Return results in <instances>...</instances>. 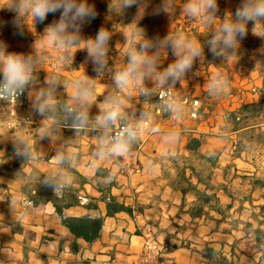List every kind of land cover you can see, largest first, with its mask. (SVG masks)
I'll use <instances>...</instances> for the list:
<instances>
[{
    "label": "crops",
    "instance_id": "1",
    "mask_svg": "<svg viewBox=\"0 0 264 264\" xmlns=\"http://www.w3.org/2000/svg\"><path fill=\"white\" fill-rule=\"evenodd\" d=\"M8 2L9 0L3 1L4 4ZM89 2L94 3L98 11L103 0H89ZM225 3L227 9L232 10L235 6L231 0H225ZM157 5H147L145 16H150ZM184 5V2L174 0V7L171 9L172 15H166V17L168 19L175 18L176 22H182L178 31L187 35L188 24L186 22L189 21V18L183 12ZM13 15L14 13L5 8L4 15L0 17V23L3 24V27H0V40L7 42L10 52L27 53L31 51L35 35L27 30L23 36L14 34L16 30L11 24ZM52 19L54 17L49 15L47 22ZM102 25L107 28L106 23H101ZM101 26L97 28L99 29ZM131 28L127 27L122 33L131 32ZM33 31H37L38 43H41L43 49L41 71L36 73L39 77L38 85L44 86L43 80L46 73L51 74L58 71L69 84L67 92L71 93L73 90L71 82L74 79L86 72L95 75L90 62L83 64L86 56L85 51H78L73 63L61 61L59 57L62 53L58 49L40 41L39 32H42L43 29L39 28V23L36 30L33 28ZM82 31L85 37L94 36L97 32L91 23L86 24ZM110 32L113 34L114 52H110L109 63L121 66L125 60L124 53L128 45L123 42L122 34L117 36L113 31ZM137 39L139 40V37ZM173 59L170 50L167 58L166 54L161 55L164 66ZM231 64L234 66V59ZM216 72L224 74L227 78L228 71L209 65L206 59L203 63L198 60L192 72L183 81L182 86L177 83L173 92L185 104L184 115L179 121L171 118L160 107L157 92L164 88L157 87L150 102L153 120L148 123L141 143L134 147L126 159H108L98 169L91 167L89 161L97 138L92 133L81 134L79 140L73 145L74 150L79 153V159L76 169L72 172L70 186L80 189V193L84 197L99 199L101 197L99 189L106 188L113 183L111 194L120 203L132 207L134 215L131 217L127 213H119L115 217L106 218L101 239L92 244L78 240L76 248L74 237L62 225L54 205L48 203L35 207L22 193L21 182L15 177L14 169L16 162L17 168H20V161L13 156L10 140L20 131L30 134L41 156L38 169L45 173L54 164L52 157L59 143L63 141L64 137L71 136L72 132L65 129L63 136H58L57 142L53 144H50L47 139L40 142L38 135L40 117L30 115L26 94L15 102L0 104V163L10 164L8 169L0 170V264H136L144 254L146 239L155 233L171 245V251L165 255L167 264H213L205 256L206 252H202L201 244L222 251L228 260L242 261L241 256L245 254L238 250L240 246L233 248V243L235 238L241 239L244 235L233 229L231 222L233 219H241L256 224L251 219L250 206L247 203L241 204L239 201H235L230 211L233 218L225 220H223L224 213L213 212L209 206H206L205 210L210 213V217H195L191 211L192 202L197 200L195 192L188 191L186 195L183 194L181 187L185 186L186 182L181 178V170L170 161L171 158L184 153L185 139L180 141V138L182 134L189 132L206 133L212 136L203 148L204 152H214L217 151L216 149L221 151L224 148L225 151H229L227 144L233 137L243 138V142L239 144L242 146L239 155L246 151L245 145L251 146L257 153L262 150L260 146L254 144L251 133H225V112L229 108L223 104L224 100L221 95L210 96L207 92L206 81L211 74ZM230 75L233 74L230 73ZM246 79H251L246 81H253L258 88L262 85L261 79L256 73H248ZM232 85L235 86L234 81H232ZM148 86L152 87V85ZM111 89V80L107 74L97 78V103ZM33 91L35 92V88ZM127 91L131 95L125 94L127 105L125 111L138 110L144 103L139 88L133 86ZM66 98L65 91L61 89L58 99ZM243 98L246 97L243 96ZM249 98L251 97L247 96L246 103H250ZM194 99H198L200 106L207 107V102H215L216 105L211 112H208L206 108L207 116H193L199 107L195 108L192 105ZM221 104L225 110L220 109L218 113V107ZM4 106L8 107V111L4 110ZM96 112L97 108L93 106L92 114L95 115ZM5 114H7L6 117ZM218 120L221 121L217 122ZM153 127L158 131L152 132L150 129ZM170 130L179 132V138L173 143L166 144L164 137ZM226 138L230 141L225 140ZM231 153L236 154L235 147L232 148ZM220 161L217 168L214 169L213 184L219 190L220 201L225 207L232 202L223 195L222 188L232 178H229L228 174L230 168L223 167V162ZM136 164L139 166V171L133 172L132 167ZM33 170L32 165H27L25 173L29 175ZM111 170L115 171V176L108 181L107 177ZM219 171L221 172L218 173ZM243 175H255V172ZM188 176L189 171H187ZM193 183L197 184L195 179H193ZM199 189H203V187L199 186ZM257 192L262 194L261 197L255 196ZM254 194L253 196L256 197V200H253L254 204L263 205L264 189H257ZM12 198L17 201L15 213H11L9 209V200ZM99 208V213L91 214L105 216L107 211L105 203L99 202ZM238 209L240 211L236 212ZM67 213L71 216H83L88 211L82 206H76L69 209Z\"/></svg>",
    "mask_w": 264,
    "mask_h": 264
},
{
    "label": "clouds",
    "instance_id": "2",
    "mask_svg": "<svg viewBox=\"0 0 264 264\" xmlns=\"http://www.w3.org/2000/svg\"><path fill=\"white\" fill-rule=\"evenodd\" d=\"M133 7L136 13L128 23L134 26L133 31L121 33L123 42L128 45L121 66L109 63L113 34L105 25L94 36L83 35L84 26L98 16L95 4L89 0H9L6 7L0 8L14 13L11 20L16 30L14 34L23 36L27 30L35 35L31 51L27 53L10 52L7 42L0 40V100L26 94L30 115L40 117V142L47 139L53 144L58 136H63L65 129L72 132L71 136L64 137L59 143L52 157L53 166L42 176L38 169L41 156L31 135L24 131L17 132L10 139L13 156L20 161L15 176L25 173L26 166L32 165L34 171L28 179L39 181L40 187L51 190L54 196L60 195L71 184L72 172L79 159L73 145L82 133H92L97 138L89 161L91 167L98 169L108 159H126L141 143L148 123L153 120L150 102L157 87L166 90L159 94L160 107L179 121L184 115L185 104L172 89L176 88L177 83L182 86L198 60L204 62L205 49L214 60L220 59L222 64L237 55L242 40L250 30L253 36L264 39V0H241L234 12L226 9L222 18L218 16L219 0H186L183 12L187 17L190 20L203 18L212 28L203 44L179 31H169L163 37H149L140 24L145 16L147 0H108L105 19L113 15L121 16ZM173 7L174 0H161L152 14L171 16ZM49 15L54 19L45 23ZM38 23L44 25L43 31L39 32L40 41L58 49L62 53L59 57L61 61L73 63L76 53L85 51L83 64H92L95 75L86 72L74 79L71 93L67 92L69 84L58 71L46 73L44 86L37 84L39 77L36 73L41 71L43 61V49L38 43L37 31H33ZM169 50L174 59L164 66L161 55L166 54L167 58ZM105 74L111 80L112 89L97 103V78ZM206 84L208 94L217 96L226 93L228 81L224 74L216 72L211 74ZM133 86L139 88L144 103L138 110L126 112L125 94L130 96L127 90ZM61 89L67 96L64 100L58 99ZM93 106L97 108L95 115L92 114ZM150 130L158 131L155 127ZM178 138L179 132L170 130L164 140L169 144ZM114 176L115 171H109L107 180ZM16 204L15 198L9 200L11 213H15Z\"/></svg>",
    "mask_w": 264,
    "mask_h": 264
},
{
    "label": "trees",
    "instance_id": "3",
    "mask_svg": "<svg viewBox=\"0 0 264 264\" xmlns=\"http://www.w3.org/2000/svg\"><path fill=\"white\" fill-rule=\"evenodd\" d=\"M186 3V0H180ZM234 3V12L237 5L241 0H231ZM161 0H147V5L160 4ZM108 0H103L99 6L98 16L91 22V25L98 31L101 23H106L109 31H113L117 36L122 33L127 27L131 28L130 23L136 13V8H130L125 11L121 16H111L108 20L105 19L106 8ZM219 10L218 16L221 18L226 10L224 4ZM5 7L3 0H0V8ZM5 9H0V17L4 15ZM45 23H48L45 21ZM140 24L145 28L149 37L160 36L163 37L169 31L175 33L179 29V24L175 19H168L164 14L145 16ZM44 25L39 24V28L43 29ZM134 27V26H133ZM133 27L131 28L133 31ZM251 29V25H249ZM260 29H258L259 31ZM212 28L203 19L193 20V25L188 30L187 35L191 38L198 40L200 43H205L209 37ZM138 38V37H137ZM111 51L114 52V43L111 40ZM206 61L209 65H212L220 70H226L230 73L231 70H242L248 73H256L261 79V87L257 88V99L250 103H244L238 108L233 110H227L225 112L226 120V132L227 134L235 133H251V138L254 144L264 148V39L253 36L251 30L248 36L242 40L241 47L238 50L237 55L233 56L231 60L222 64L220 59H213L211 53L205 49ZM235 60L234 66L231 61ZM213 63V64H210ZM19 100V99H18ZM17 101V100H16ZM198 100L195 99V102ZM215 102H207L206 106H199L195 112L196 115L202 117L207 116L206 108L208 112H211L215 107ZM212 136L206 133L195 134L189 132L182 134L180 141H184V153L178 154L176 157L171 158V162L174 163L181 171V178L186 182L185 186L181 187L184 195L188 191H194L197 200L192 202V214L201 218L203 216L210 217V213L206 212L205 207H211V210L216 213L223 214V210L226 212L231 211L233 203L239 201L241 204L248 203L250 210L252 211L251 219L257 224L255 227L252 222L245 224V227L252 230L253 234L257 237L260 249H264V204L255 205L252 199L253 194L257 189H264V177H257L256 175H235L232 180L227 182L223 188L222 193L229 198L232 203L223 207L220 201L218 191L211 181V175L219 163V153H206L203 148L207 145L208 140ZM227 141L230 139L226 138ZM242 151V146H235V153L239 156ZM8 165L0 163V170L8 169ZM15 172L18 170L17 162L14 165ZM34 171V170H33ZM32 171V172H33ZM187 171L189 176L187 177ZM31 172V173H32ZM42 176L44 173L39 171ZM30 175V174H29ZM26 173H22L19 176H15L21 182L22 193L29 199V202L35 207L51 203L56 209L57 215L61 219L62 225L71 233L75 239L74 246L77 247V241L83 240L88 244L98 242L102 237L103 227L105 220L108 217H115L119 213H127L131 217L134 215V209L130 206H126L120 203L118 199L111 194V189L114 186L113 183L109 184L106 188H100L101 197L99 199L89 198L82 196L80 189L73 186L66 188L60 195L54 196L52 191L44 187H40L39 181L32 182L28 179ZM193 179L197 184L193 183ZM240 179L243 181H249V190L244 193L237 185L233 184L234 180ZM232 181V182H231ZM202 186L203 189H199ZM264 200V194L262 196ZM99 202H103L106 205V215L91 214L94 212L99 213ZM82 206L88 211L83 216H71L67 212L69 209ZM237 227V226H236ZM238 228V227H237ZM138 233V231H137ZM263 238V240L261 239ZM239 239L233 243V248L239 243ZM213 250L210 251V255L207 257L213 264H222L212 258ZM223 264H235L234 260H228L226 257H222Z\"/></svg>",
    "mask_w": 264,
    "mask_h": 264
},
{
    "label": "rangeland",
    "instance_id": "4",
    "mask_svg": "<svg viewBox=\"0 0 264 264\" xmlns=\"http://www.w3.org/2000/svg\"><path fill=\"white\" fill-rule=\"evenodd\" d=\"M222 3L224 4V6L226 8L225 0L224 1L219 0L220 8H221V6H223ZM7 4H5V7L7 6ZM218 14H219V12H218ZM164 16L166 17V14H164ZM171 19H175V18H171ZM177 23L180 26V24L182 22H177ZM186 23L188 24V26L186 27L187 32H188V30L193 25V20L189 19V21ZM0 27H3V24L0 23ZM230 73H232L233 75L231 76ZM230 73H228V75H227V78H228L227 79V81H228L227 91H226V93L220 94L223 97L222 99L224 100L223 104H225V106L229 108L228 110L236 109L240 105L246 103L247 96L251 97L248 99L249 102H253L255 99H257V97H258V95H257L258 89L257 88L258 87H256V85L253 81H246V80H251V79H246L248 72L242 71V70H239V71L231 70ZM233 78H235V79H233ZM232 81L235 82V86L232 85ZM172 91H173V89H172ZM243 96L246 98H243ZM196 100H198V99H196ZM7 102H12V101L11 100L0 101V104H6ZM192 105L195 108H197L198 106H200V102L198 101V105L196 106L195 105V99H194ZM214 105H216V104H214ZM7 109H8V107L4 106V110L8 111ZM220 109L225 110V108L222 104L218 107V113H219ZM216 111H217V109H216ZM4 116L6 117L7 114H5ZM216 117H217V115H216ZM220 121L221 120H218L217 122H220ZM225 131H226V129H225ZM242 139H239L238 137H233V139H231V142H229V144H227L229 146V147L227 146L229 148V151H225V148H224V150H221V151H218L220 149H216L217 151H214V152L216 154L219 153L218 154L219 155V162H221L220 160H222L223 167L230 168V171L228 172L229 178H233L235 175L244 176L243 174L248 173V172H250V173L255 172V175L257 177L263 178L264 177V148L261 147L262 150L257 153V151L255 152V149L251 148V146L245 145L244 148L246 151L244 152V154H242V155L240 154L239 156H237L236 154L231 153L233 147H235V146L239 145L241 142H243ZM209 148L211 149V147H209ZM206 153H213V152L208 151ZM221 157H222V159H221ZM221 171H219L218 173H220ZM213 175H214V170H213L212 175H211L212 183H213ZM230 180H232V179H230ZM233 184L237 185L244 193H246L249 190V186H250L249 181H243L240 179L234 180ZM261 195H262L261 193L257 192V194L255 196L261 197ZM255 196H252L253 200H256ZM257 206H259V205H257ZM237 211H240V209L236 210V212ZM223 212H224V217H223L224 219L223 220H225L226 218H233V215H231V213L226 212V210H223ZM246 223H248V222L247 221L245 222L241 219H233L231 222L232 228L237 230V231L242 232L244 235L243 238H241V239L239 238L240 242L238 243V245L236 247L238 248L240 246L238 248V250L242 254H245V255L241 256L242 261H240V262L234 261V263L235 264H264V249H260L257 237L253 234L252 230L245 227ZM254 226L256 227L257 224H254ZM148 237H154V238L156 237V238L160 239L162 242H164L168 246L169 250L167 253H169L171 251V245L167 244L166 241L162 240L160 238V236L157 235L156 233L151 234ZM261 239L263 240V238H261ZM235 240H237V238H235ZM200 246H201L202 252H206L205 253L206 257H208L210 255V251L213 250L214 253L212 254V258L217 260L219 263L223 264L222 257L224 256V254L222 251H218L217 249L210 248L207 245L204 246V244H201ZM164 258H165V256H164Z\"/></svg>",
    "mask_w": 264,
    "mask_h": 264
},
{
    "label": "built area",
    "instance_id": "5",
    "mask_svg": "<svg viewBox=\"0 0 264 264\" xmlns=\"http://www.w3.org/2000/svg\"><path fill=\"white\" fill-rule=\"evenodd\" d=\"M166 90L162 89L157 92V99L159 100V94L165 93ZM21 97V96H20ZM19 97V98H20ZM19 98L13 97L9 100L16 101ZM5 101V100H0ZM7 101V100H6ZM195 105H198V102H195ZM193 116H196V114H193ZM133 172L139 171V166L136 164L132 167ZM169 248L168 246L162 242L158 238L154 237H148L145 241V251L142 257L137 261L136 264H167L165 261L164 256L167 254Z\"/></svg>",
    "mask_w": 264,
    "mask_h": 264
}]
</instances>
